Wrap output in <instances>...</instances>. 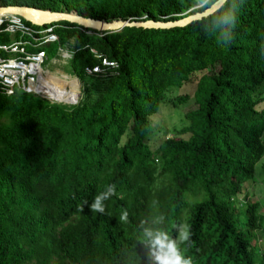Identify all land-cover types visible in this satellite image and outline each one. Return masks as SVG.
Wrapping results in <instances>:
<instances>
[{"label": "trees", "instance_id": "1", "mask_svg": "<svg viewBox=\"0 0 264 264\" xmlns=\"http://www.w3.org/2000/svg\"><path fill=\"white\" fill-rule=\"evenodd\" d=\"M1 5L100 21H175L208 8L202 0ZM238 5L229 42L213 15L163 30L46 26L58 38L42 47L47 60L72 51L81 90L72 108L22 91L0 95V264H152L144 227L174 240L186 227L190 238L177 246L191 264H264V198L253 197L264 157V0ZM92 68L103 71L88 75ZM188 86L192 97H168ZM191 99L186 124L153 144L162 106ZM110 184L105 212L91 211Z\"/></svg>", "mask_w": 264, "mask_h": 264}, {"label": "built area", "instance_id": "2", "mask_svg": "<svg viewBox=\"0 0 264 264\" xmlns=\"http://www.w3.org/2000/svg\"><path fill=\"white\" fill-rule=\"evenodd\" d=\"M34 28L17 17H0V95L10 96L22 91L51 104L76 106L80 94L78 80H58L42 67L47 60L42 47L58 42L53 27ZM58 53L64 59L70 52L58 48ZM102 65L114 66L105 60ZM102 71L100 68L86 69L88 75Z\"/></svg>", "mask_w": 264, "mask_h": 264}, {"label": "water", "instance_id": "3", "mask_svg": "<svg viewBox=\"0 0 264 264\" xmlns=\"http://www.w3.org/2000/svg\"><path fill=\"white\" fill-rule=\"evenodd\" d=\"M223 5L224 0H216L213 4H211V6L202 12L188 14L175 21H156L147 19H118L113 21H100L80 16L75 11L52 12L49 10H40L25 6H0V17H17L37 28H45L46 26H50L52 24L67 22L69 24L75 25L79 29L95 32L114 33L122 31L124 28L162 30L184 28L190 25L192 22H196L213 15L219 9H221Z\"/></svg>", "mask_w": 264, "mask_h": 264}, {"label": "clouds", "instance_id": "4", "mask_svg": "<svg viewBox=\"0 0 264 264\" xmlns=\"http://www.w3.org/2000/svg\"><path fill=\"white\" fill-rule=\"evenodd\" d=\"M213 0H202L204 7L211 6ZM229 0H224V6L213 14L208 21H214L221 42H229L232 38L231 29L233 28L238 11V0L230 7L228 6ZM115 195V185H108L107 188L93 197V202L89 208L93 212L103 214L105 212V201L109 200ZM120 221L127 220V212H122ZM163 219V216L160 217ZM159 222V221H157ZM143 237L145 245L149 250L152 264H191V258H185L181 255L178 249V242L188 241L190 232L187 228L180 231L178 239L174 240L159 228H143Z\"/></svg>", "mask_w": 264, "mask_h": 264}, {"label": "rangeland", "instance_id": "5", "mask_svg": "<svg viewBox=\"0 0 264 264\" xmlns=\"http://www.w3.org/2000/svg\"><path fill=\"white\" fill-rule=\"evenodd\" d=\"M0 6H2L1 0H0ZM34 29H40V28L36 27ZM71 52L69 54H66L64 59L57 57L53 60H49L48 58V60H46L45 63L42 65L44 71L49 73L51 72L50 74L55 78L62 77V78H66L67 80H74L69 71V67H70L69 63H70V59L72 58ZM79 89L81 90L80 84H79ZM173 92L174 91H171V93L168 94V97H172L173 95H190L192 97L194 93V86H188L185 87L184 89H180L179 92H177L176 94H174ZM262 97H263V102L261 103L260 108L264 109V92L262 94ZM67 107L72 108L73 105ZM194 108H195V103L192 99L189 100L187 103L178 106L175 109L170 108L168 104H164L154 119L153 125L155 127V132L152 134L153 144H157L166 137H173L175 130L181 129L186 124L184 120L185 113ZM181 137L187 138L188 136L185 135ZM262 166H264V157L261 159V161L258 163L256 167L258 184L254 186V193H253L254 199L264 198L262 197L264 195V183L262 182L264 180V175L262 171ZM262 213L264 215V210H262Z\"/></svg>", "mask_w": 264, "mask_h": 264}, {"label": "bare ground", "instance_id": "6", "mask_svg": "<svg viewBox=\"0 0 264 264\" xmlns=\"http://www.w3.org/2000/svg\"><path fill=\"white\" fill-rule=\"evenodd\" d=\"M33 22H35V21H33ZM68 62H69V61H68ZM67 66H68V65H67ZM66 69H68V68H66ZM66 69H65V70H66ZM63 77H64V76H63ZM57 78H58V80H59V79H61L62 77H57ZM54 79H55V78H54ZM58 80H56V81H58ZM53 93H55V92H53Z\"/></svg>", "mask_w": 264, "mask_h": 264}]
</instances>
